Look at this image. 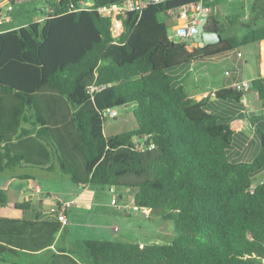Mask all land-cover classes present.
<instances>
[{"label": "trees", "instance_id": "1", "mask_svg": "<svg viewBox=\"0 0 264 264\" xmlns=\"http://www.w3.org/2000/svg\"><path fill=\"white\" fill-rule=\"evenodd\" d=\"M124 1L44 0L45 19L0 32V174L30 180L16 174L29 166L57 170L81 188L128 190L136 206L172 220L175 236L167 244L85 240L81 259L60 250L46 264H264V184L247 192L264 170V130L256 129V157L229 160L235 131L227 115L208 97H188L168 75L189 67L205 79L211 58L260 43L264 26L225 36V23L209 16L205 30L217 32L220 42L190 47L169 39L165 13L174 21L183 6L202 1L212 9L226 1L167 0L119 15L122 32L114 38L112 18L98 9ZM238 20L225 17L228 24ZM89 86L98 90L89 94ZM249 90L264 101V78L245 91L228 87L214 95L239 102ZM127 106L135 128L105 135L106 120ZM107 109L117 115L104 116ZM6 204L0 189V205ZM60 231L57 221L0 218V263L18 250L36 254Z\"/></svg>", "mask_w": 264, "mask_h": 264}, {"label": "crops", "instance_id": "2", "mask_svg": "<svg viewBox=\"0 0 264 264\" xmlns=\"http://www.w3.org/2000/svg\"><path fill=\"white\" fill-rule=\"evenodd\" d=\"M240 2L244 0H238ZM14 3V0H13ZM228 3V2H226ZM45 13L41 16H36L33 18V22H38L45 19L49 13V9L45 8ZM213 17V20L216 23H222L219 19L215 18L213 14L210 15ZM264 16V9L258 8L252 12V14H248L244 16L243 19L246 20L249 24L255 25L254 19L256 17ZM227 17V16H226ZM225 19V18H224ZM29 23V24H30ZM7 23H2L0 25V32H5L9 30H14L20 28L22 26L27 25V23H19V24H10L6 26ZM233 52V53H232ZM231 56H229L230 65L233 67L232 69L224 70L223 74L225 77L221 79L220 85L222 88H228L242 81H251L257 77L264 78V40L258 44L248 45L247 49L242 53L239 50L232 51ZM229 54V53H228ZM239 54V55H238ZM172 70L170 78L175 86H181L184 91V82L187 80L188 76H192L189 67H181ZM227 72V74H225ZM209 75L205 78L207 79ZM193 77V76H192ZM194 78V77H193ZM213 83H216L213 81ZM216 86H209L202 89L201 92H197L194 96L188 95V97L199 101L203 97H208L209 103L217 109L218 111H222L227 115L229 121L232 123V128L234 129V138L233 142L230 146V149L227 151V157L231 161H251L254 157H256L260 151V139L259 135L256 133V129L264 130V101H260L254 104H250V106H246L244 101L241 99L239 102H220L215 99L214 93L218 89H222ZM194 91V90H191ZM248 92V91H246ZM255 95V93H253ZM244 95V94H243ZM256 96V95H255ZM243 97V96H242ZM249 98L247 97V102L249 103ZM257 98V97H256ZM248 128L253 130L252 136H250L245 131H248ZM256 138V140H254ZM253 140V141H252ZM57 170L52 172L45 171L36 167H26L20 168L16 172V174H28L33 177L30 180H19L12 178V172L5 171L0 174V189L4 191V194L7 198L6 205H0V218L2 219H10V220H28V221H37V222H56V217L52 209L55 208L56 202H65L69 203V207L66 210V219L67 224L63 228H61L60 234L66 231L68 226H72V224L76 225L75 219L71 216V212L69 209L72 206L81 207L83 206L86 210H90V208L94 205H97L94 201V197L92 192L88 191V187L81 188L77 186L78 191L75 194H72V197L69 199H60L54 196L52 192L45 190V186L39 180L42 174L46 173H54ZM264 174V170L255 174L253 179H260L261 175ZM260 175V176H258ZM264 176V175H263ZM120 199H118V196ZM126 192L115 188V191L111 193L109 201L115 199L117 201H125ZM28 202L29 210L20 211L15 209L13 206L16 203ZM110 203L108 200L104 202V206H108ZM149 214L151 212L149 211ZM143 217V216H142ZM118 230V229H117ZM116 232V228L113 229ZM99 237L98 239L92 240H106L110 239L111 241L115 240V234L113 232H109L105 230L102 226L99 228ZM60 240L59 234L56 236L54 243L47 248L40 250L36 254H30L29 251L26 250H18L17 255L10 253L8 255H12L15 258H19L15 261L11 262L9 258L6 256L3 258L4 262L0 264H46L50 263L54 260V256L62 255L59 251L63 250L68 255L71 253L67 248L60 249L57 247V243ZM124 242H136L143 244V242H139L138 240H127ZM85 239H82V242ZM69 249V248H68ZM74 258V256H73ZM75 259V258H74ZM60 260V259H59Z\"/></svg>", "mask_w": 264, "mask_h": 264}, {"label": "rangeland", "instance_id": "3", "mask_svg": "<svg viewBox=\"0 0 264 264\" xmlns=\"http://www.w3.org/2000/svg\"><path fill=\"white\" fill-rule=\"evenodd\" d=\"M45 8L44 0H14L12 11L5 17L3 23H7L6 26L24 22L29 24L33 21L34 17L46 14ZM258 8L264 9V0H244L242 2L233 0L228 3H222L219 6H214L211 9V14L222 23H225V36L239 37L251 27L253 28V25L244 20L243 17L252 14V12ZM226 16H239V20L234 24H228L224 19ZM254 21L256 28L264 26V16L256 17ZM116 22L118 21L114 18L112 23L113 32L119 26ZM168 34H173L172 26L168 27ZM247 47L248 46L238 50L243 53ZM232 53L216 56L209 60L211 67L210 76L207 79H197L188 76L183 85L186 94L193 97L197 92H201L203 88L212 85L222 88L220 82L221 79L225 77L223 74L224 70L233 68L229 60V56H231ZM180 69L182 68H179L177 71ZM171 73L172 72H168V75L170 76ZM213 81L216 83H213ZM253 93L254 92L251 90L244 92L241 100L244 101L246 106L259 102ZM247 97H250L249 103L247 102ZM131 110V106L124 107L119 110V116L116 119L106 120L103 125L104 134L109 136L133 130L135 124L132 119ZM245 132L250 136L253 134V130L250 128ZM254 140H256V138H254ZM263 175L264 174L258 176L263 177ZM39 180L45 186V190L52 192L54 196L60 199H69L72 197V194L78 191L77 186L69 182L59 171L42 174ZM88 191L92 192L94 201L97 205L92 206L90 210H86L83 206H72L69 211L72 214L71 216L75 219L74 222H76V225L72 224V226H68L66 231L61 233L60 240L57 243L58 248H67L75 258L81 259L85 256L82 239H98L100 236L98 231L102 226L105 230L115 234L114 241L124 242L126 241L125 239H127L130 241L138 240L143 243L167 244L174 238L173 221L160 219L159 212L152 211L151 214L148 212L147 217L139 212H131V216L127 217L126 214L123 215L112 206V203L109 201L112 191L109 188L88 186ZM128 195L131 196V192H126L125 200L130 197ZM107 200L110 204L106 207L104 206V202ZM114 228H116V232L113 231ZM108 241L111 240L108 239ZM6 257L9 258L12 263L17 262L15 260L19 259L12 255H7Z\"/></svg>", "mask_w": 264, "mask_h": 264}, {"label": "built area", "instance_id": "4", "mask_svg": "<svg viewBox=\"0 0 264 264\" xmlns=\"http://www.w3.org/2000/svg\"><path fill=\"white\" fill-rule=\"evenodd\" d=\"M167 0H126L121 4H113L109 7H102L98 9V12L104 16H109L113 19L115 18L119 24L117 29L113 32L112 35L114 38L118 37L120 33L122 32V24L121 21L118 20V16L122 15L123 17L126 16L127 13L135 12V11H142L149 5H156L161 4ZM226 2H230L233 0H225ZM12 11V0H0V25L5 21V17L9 15V13ZM211 8L208 6L203 5L202 1H198L196 3H192L186 6H183L179 9L177 17L172 21V27H173V34L169 35V39L174 42H182L184 38L191 39L196 31L197 25L200 23L201 17L203 13H210ZM189 43V42H187ZM190 47L193 46L192 43H189ZM189 47V48H190ZM239 55V54H238ZM227 74V72L225 73ZM251 81H242L240 83H237L233 86L234 89L239 91H245L249 88ZM96 90H98V87L95 86H89L87 88V92L89 94H93ZM104 116H107L109 118H114L117 115V109H107L103 113ZM147 137H144L143 140L145 141ZM152 147V145L150 146ZM142 144L137 145L138 151H143ZM264 184V176L260 179H252L250 182V185L247 189V192L253 193V191L256 189L257 186ZM126 192H129L128 190ZM130 196V195H128ZM124 201H112V206L119 212H121L123 215H127L130 212L137 213L141 212L142 214L147 217L148 211L144 208H140L135 205L134 199L132 197V194L130 197H128L125 202ZM55 208L51 211L54 212L56 221L60 224V227L63 228L67 224L66 219V210L69 207V203L65 202H56Z\"/></svg>", "mask_w": 264, "mask_h": 264}, {"label": "water", "instance_id": "5", "mask_svg": "<svg viewBox=\"0 0 264 264\" xmlns=\"http://www.w3.org/2000/svg\"><path fill=\"white\" fill-rule=\"evenodd\" d=\"M87 6H91V3H86ZM166 15V26L167 27H171L172 26V19L170 17V15L168 13H165ZM209 13H203L200 23L197 25L196 27V31L194 36L191 39H186L184 38L182 40V43H192L193 47H204V46H208V45H214L217 44L218 42H220V36L217 32H211V31H206L205 30V24L207 21V18L209 17ZM111 191H115V187L111 186L110 187ZM118 196V195H117ZM118 199H120V197L118 196Z\"/></svg>", "mask_w": 264, "mask_h": 264}, {"label": "bare ground", "instance_id": "6", "mask_svg": "<svg viewBox=\"0 0 264 264\" xmlns=\"http://www.w3.org/2000/svg\"><path fill=\"white\" fill-rule=\"evenodd\" d=\"M116 28V27H115Z\"/></svg>", "mask_w": 264, "mask_h": 264}, {"label": "clouds", "instance_id": "7", "mask_svg": "<svg viewBox=\"0 0 264 264\" xmlns=\"http://www.w3.org/2000/svg\"><path fill=\"white\" fill-rule=\"evenodd\" d=\"M210 14V13H209Z\"/></svg>", "mask_w": 264, "mask_h": 264}]
</instances>
